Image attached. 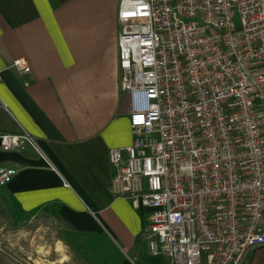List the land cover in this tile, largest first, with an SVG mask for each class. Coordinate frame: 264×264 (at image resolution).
Instances as JSON below:
<instances>
[{
  "label": "built area",
  "instance_id": "obj_1",
  "mask_svg": "<svg viewBox=\"0 0 264 264\" xmlns=\"http://www.w3.org/2000/svg\"><path fill=\"white\" fill-rule=\"evenodd\" d=\"M116 20L132 141L108 150L110 194L150 209V255L242 264L264 247V0H118ZM24 146L43 157L0 133L3 151ZM15 172L0 166V186Z\"/></svg>",
  "mask_w": 264,
  "mask_h": 264
},
{
  "label": "crops",
  "instance_id": "obj_2",
  "mask_svg": "<svg viewBox=\"0 0 264 264\" xmlns=\"http://www.w3.org/2000/svg\"><path fill=\"white\" fill-rule=\"evenodd\" d=\"M117 4L0 0V133L27 132L43 155L0 148V166L16 171L0 186V218L19 231L42 217L56 228L21 250L27 264H169L147 251L150 209L108 190V150L132 141L119 89ZM20 57L30 73L13 67Z\"/></svg>",
  "mask_w": 264,
  "mask_h": 264
},
{
  "label": "rangeland",
  "instance_id": "obj_3",
  "mask_svg": "<svg viewBox=\"0 0 264 264\" xmlns=\"http://www.w3.org/2000/svg\"><path fill=\"white\" fill-rule=\"evenodd\" d=\"M2 226H5V228L8 229H0V247L8 252H11L14 259L0 254V264H20L19 262H21V264H27L25 263V254L22 253L23 251L21 250H24L30 244L37 245V241L42 239V237H40L42 236V233H39L42 230L56 229L54 228V221L47 217L37 218L30 225L24 226L21 231L17 229L14 230L10 224L7 223L6 225V222L2 221L0 218V228ZM47 239L51 242L53 237H47ZM6 245H8V248L5 247ZM30 257H34V255H31ZM247 257L250 264H263L264 247L252 251ZM152 264H159V262L153 261Z\"/></svg>",
  "mask_w": 264,
  "mask_h": 264
}]
</instances>
